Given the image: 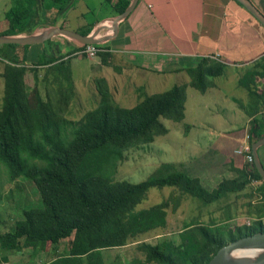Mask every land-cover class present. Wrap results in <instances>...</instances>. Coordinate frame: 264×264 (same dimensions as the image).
<instances>
[{
	"label": "trees",
	"instance_id": "16d2710c",
	"mask_svg": "<svg viewBox=\"0 0 264 264\" xmlns=\"http://www.w3.org/2000/svg\"><path fill=\"white\" fill-rule=\"evenodd\" d=\"M106 1L112 4L115 13H121L129 3V0ZM74 3V0H16L5 12L8 27L0 34L28 33L37 26L50 24L46 16L49 10L54 15H65V23L61 25L64 27L68 19L66 11ZM92 25L89 22L79 32L86 35ZM49 40L44 41L48 47ZM41 43V52L32 60H29L31 45L0 44V52L6 54H0V60H4L0 73L3 79L0 200L13 196L10 186L2 190L4 184L22 190L25 178L33 182L41 200L39 207L22 206L12 228L0 231L2 251L18 253L26 249L34 255L46 251L50 257L43 264H106L104 250L136 242L143 257H136L130 264H206L227 242L264 231V182L254 162L238 177L221 179L212 189L168 162L161 163L139 182L112 181L92 170L86 171L83 166L90 151L108 144L123 150L149 143L166 133L163 119L182 120L185 86L175 83L162 92H143L134 105L124 107L116 100L107 80L99 77L94 80V104L77 119L70 116L80 103L70 76L67 55L71 51L55 55ZM17 49L21 52H15ZM97 54L101 56L103 52ZM27 61L31 65H25ZM27 70L32 71L33 86L26 84ZM223 70L222 62L207 57L201 58L196 66L185 68L189 85L200 92ZM261 72L247 75L251 79L263 75ZM49 74L54 77L51 81ZM255 78L251 79L252 84ZM40 87H44V92ZM246 87L251 98L260 97L257 87L250 84ZM261 121L260 118L251 121L248 129L251 144L264 137V131L257 129ZM252 179L260 181L255 190L261 198L246 203L244 215L251 217L248 224L230 226L226 221L231 215L224 212L210 217L207 223L199 219L186 223L175 231L177 237L174 231H166L170 200L172 211L184 196L208 205L228 192L240 191ZM163 186L173 187L169 199L135 209L151 187ZM253 195L252 190L249 196ZM151 232L160 237L156 242L142 239ZM7 259V255H0V262Z\"/></svg>",
	"mask_w": 264,
	"mask_h": 264
},
{
	"label": "crops",
	"instance_id": "0c3cea01",
	"mask_svg": "<svg viewBox=\"0 0 264 264\" xmlns=\"http://www.w3.org/2000/svg\"><path fill=\"white\" fill-rule=\"evenodd\" d=\"M249 1L264 14V0ZM15 2L16 0H6L5 6L12 7ZM77 3L78 0L71 7L69 6L70 11L66 15L76 9ZM103 4L109 8V11L100 18L94 15L93 18H87L86 16L89 15L86 10L78 11L74 14L79 21L78 24L69 27L67 19L64 26L80 33L79 29L84 28L89 22L93 23L90 31L96 28L99 22L103 23L97 28L95 35L102 41L93 43L102 48L99 52H103L101 55L103 58L98 54L94 55L95 57L74 54L72 51L74 48L77 49L85 44H77L64 36H53L49 40V52L57 55L71 51L67 56L70 59V76L76 93L79 94V88L87 86L89 89L92 87L95 89L94 80L104 77L116 99L117 95L130 92V87L139 91L138 96L143 92L152 94L147 91L148 86L152 88L156 86L158 82L155 79L158 78L159 73L175 79L179 75L187 74L185 68L196 66L203 57L222 62L224 70L218 76L219 79L217 77L212 79L208 86L211 89L207 88L202 92L211 91L212 95L214 94L213 96L222 102L220 111L214 113L220 120L219 126L203 130H191L187 127L185 134H190L192 137L181 143L188 146V149L185 148L187 157H178L175 160L164 159L162 162L172 163L178 170H186L210 189L214 188L221 179L238 177L241 171L248 167L249 162L236 150L248 133L251 121L260 118L263 122L261 121L257 129L261 128L264 131V27L262 24L237 0H137L130 12L111 27L112 23L107 19L119 13H115L112 4L107 3L106 0H102L100 6ZM87 9L89 10L88 6ZM54 14L53 10L46 13L47 22L53 24L37 26L34 30L49 25H63L65 15ZM7 27V20L1 19L0 31ZM30 45L29 60H32L41 52L42 43ZM45 45L43 41L44 48ZM16 51L21 52L18 49ZM212 56H217L219 59ZM82 59L88 61L86 65L89 69L80 74L78 61ZM25 65L29 66L31 62H25ZM42 70L41 68L40 71ZM253 71L257 74L263 72L261 76H253L256 77L255 84L251 83L253 77L248 78V73ZM27 72L32 71L27 70ZM130 72L134 75L133 78L126 76ZM38 76L40 78L41 74L39 73ZM48 77L50 81L54 79L52 74ZM189 80L188 77L187 83L185 82L188 85ZM243 81L257 87L256 90L260 95L257 100L249 96ZM168 133L170 132L167 128L165 134ZM169 146L171 149V145ZM257 154L264 167V144L257 148ZM259 184V180L252 179L240 191L228 192L217 202L209 204L205 211H201V216L216 218L226 212L231 215L226 221L231 223L230 226L241 224L248 200L256 202L261 198V194L255 190ZM252 190L254 195L250 197L249 193ZM189 198L192 197H183L187 200ZM23 251H25L23 256L12 255L14 257L19 255L16 256L17 260L15 258L12 262L9 256L7 261L0 264H30L42 258L41 252L37 256L38 253L34 255L29 250L21 252Z\"/></svg>",
	"mask_w": 264,
	"mask_h": 264
},
{
	"label": "rangeland",
	"instance_id": "374dc122",
	"mask_svg": "<svg viewBox=\"0 0 264 264\" xmlns=\"http://www.w3.org/2000/svg\"><path fill=\"white\" fill-rule=\"evenodd\" d=\"M102 0H78V3L75 6V10L68 14V24L69 27H75L78 20L74 17L75 13L78 11H87L89 16L87 18H93V15L96 18H100L102 15L107 14L109 8L103 4ZM6 0H0V20L5 18V10H9L10 7L5 6ZM89 7V10L87 9ZM67 11H70L69 9ZM69 13V12H67ZM87 18H85L87 20ZM95 18V19H96ZM48 49V44L46 43V48ZM30 51V50H29ZM3 53V52H2ZM0 52V54H2ZM31 54V51L29 52ZM3 55H6L3 53ZM95 57V56H94ZM87 60L82 59L78 61L80 74L87 72L89 67L86 65ZM4 60H0V73L3 69ZM127 77L132 76L130 72ZM174 77V76H173ZM188 75L182 74L178 78L169 77L167 75H161L159 73L158 78L156 77L155 81L158 82L155 87L148 86V92L158 93L162 92L173 84L177 83L179 85H184V117L180 121H174L169 119H163L165 126L169 129L168 134L158 135L154 138L153 141L145 143L143 145L127 148L120 150L113 145H105L100 148H96L88 153V156L84 162V169L86 171L92 170L94 173L106 177L112 181L117 180H127L129 182H139L148 178L157 167L163 163L164 159H177L178 157L186 158L185 152L188 149V146L181 145L185 140H188L192 136L186 133V128L191 130H203L208 129V127L219 126L220 120L216 118L214 113L219 110L222 102L212 95L211 91H206L202 93L194 87L186 84L188 81ZM216 78V77H215ZM214 78V79H215ZM219 79V77H217ZM26 84L31 86L34 84V77L32 72H27L25 75ZM216 79V80H218ZM135 81V79H133ZM146 81V79H145ZM154 81V84H155ZM186 82V83H185ZM153 84V81H152ZM128 85V84H127ZM134 85H136L134 83ZM133 87H130V92H125L123 95H117V101L121 106L128 107L132 106L137 101V96L139 91H136ZM211 89V88H208ZM41 92H44V87L41 89ZM78 102L79 105L77 108L74 106V111L72 116L75 118H80L82 113L86 109H89L94 104V93L96 90L94 87L89 89V86L79 88ZM86 91V92H85ZM2 94H3V79L0 75V107L2 104ZM116 98V96H115ZM217 101H215V99ZM213 113V114H212ZM172 141V142H171ZM186 143H188L186 141ZM171 145V149L170 146ZM187 149L185 150V148ZM190 148V147H189ZM183 170V169H182ZM186 171V170H185ZM19 179H23L20 177ZM26 181H22V190H16L13 184H4L2 190L6 191L9 186L13 191L12 199H6V197L0 200V231H5L14 225V221L19 217L20 208L22 206L28 205V207H39L41 206V200L39 194L32 181L25 178ZM173 191V187L163 186L151 187L147 195L136 205V210L147 208L153 204L162 202L164 199L170 197V194ZM172 203L170 200V205L167 208V222L168 228L166 231H177L186 223L192 222L195 219L207 223L209 218H206L204 215L201 216L200 212L205 211L208 205H204L196 198L182 199L177 211H172ZM204 217V218H203ZM241 220L242 223H245L247 220L251 221V217L244 215ZM231 225L230 222H227ZM155 232H161L157 230ZM176 236V232L173 234ZM160 236V235H159ZM166 236V235H164ZM177 237V236H176ZM156 234L148 233L142 236V239L148 242H156L158 240ZM65 244V241H63ZM26 250V249H24ZM28 251V250H27ZM23 252H11L2 251L0 249V255L11 256V261L13 262L19 255H25ZM30 252V250H29ZM42 258L40 260H34L30 264H41L46 262L49 259L48 253L46 251H40ZM16 255L15 257L12 255ZM39 255V252L37 256ZM104 255L107 260L106 264H130V262L136 257L142 258V253L136 248V242H130L119 248H110L104 250ZM104 258V259H105ZM21 259V258H20ZM3 264V263H1Z\"/></svg>",
	"mask_w": 264,
	"mask_h": 264
},
{
	"label": "water",
	"instance_id": "95a60500",
	"mask_svg": "<svg viewBox=\"0 0 264 264\" xmlns=\"http://www.w3.org/2000/svg\"><path fill=\"white\" fill-rule=\"evenodd\" d=\"M76 1L74 0V2ZM136 1L130 0L129 4L121 13L107 19L108 22L112 23L111 27L116 25L119 20L130 12ZM237 1L245 6L264 27L263 13L255 8L249 0ZM102 25L103 23L99 22L96 28L86 35L58 25H49L43 29L32 30L28 33L0 34V44L30 45L46 41L57 35L64 36L81 45L99 43L102 40L98 39L95 35L97 28ZM262 144H264V137L251 144V153L255 168L264 182V167L257 154V148ZM206 264H264V231H258L227 242L216 251Z\"/></svg>",
	"mask_w": 264,
	"mask_h": 264
},
{
	"label": "built area",
	"instance_id": "2783aa9c",
	"mask_svg": "<svg viewBox=\"0 0 264 264\" xmlns=\"http://www.w3.org/2000/svg\"><path fill=\"white\" fill-rule=\"evenodd\" d=\"M102 48H100L97 44L89 43L82 46L77 47V49L74 51V54L85 56V57H93L97 54L98 51H100ZM215 59H219L217 56H212ZM238 153H241L244 155L247 162L251 163L253 162V156L251 153V143L249 141V134L246 133L245 137L243 139V142L241 146L236 150ZM250 221L247 220L248 224Z\"/></svg>",
	"mask_w": 264,
	"mask_h": 264
}]
</instances>
